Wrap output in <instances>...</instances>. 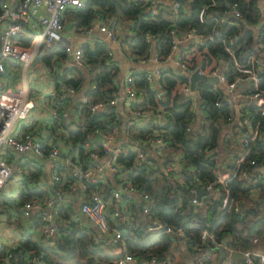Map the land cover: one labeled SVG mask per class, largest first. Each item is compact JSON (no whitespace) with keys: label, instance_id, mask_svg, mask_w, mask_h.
Wrapping results in <instances>:
<instances>
[{"label":"trees","instance_id":"16d2710c","mask_svg":"<svg viewBox=\"0 0 264 264\" xmlns=\"http://www.w3.org/2000/svg\"><path fill=\"white\" fill-rule=\"evenodd\" d=\"M234 2L240 16L229 12V7ZM157 11L151 14L145 0H86L83 7H73L65 10L72 14V24L76 29L83 25L91 24L95 19L111 21L121 29V42L125 43V53L133 60H148L157 55L164 60L171 53L172 34L171 28L177 33L184 32L194 27L198 33L205 37L203 43L195 44L191 41L183 42L180 47L181 56L187 65L197 64L205 68L218 66L228 80L242 75L234 66L224 48V42H231L237 61L246 65L251 55L262 58L259 62L258 87L264 89V23L256 30L248 27V23L256 21L260 16L259 0H184L175 12L169 1L157 0ZM207 6L205 17L201 20L199 12ZM65 12V13H66ZM226 17L225 23L218 22L220 17ZM150 33L151 40L145 35ZM212 35V38L209 37ZM260 40L262 47L256 45ZM27 46L28 41L22 42ZM83 52V64L73 62L62 63L66 56V49L61 45H44L40 59L49 68L54 91L55 101L52 107L57 117L49 118L40 129L33 130L42 136L44 148H49V142L60 143L64 154L69 155L74 163L81 167L92 164L86 145L94 146L101 151L100 141H96L93 131L99 129L111 132L115 127L121 129V122L116 118L114 106L106 110L90 114L86 106L79 101V96L86 94L93 100H107L120 90L119 73L120 66L116 58L109 54L111 49L108 43L98 39L92 45L81 43ZM147 68L131 71L132 83L139 88L143 99L134 106L151 105L167 114V123L163 128L165 150L168 160L170 153L179 150L182 181H172L171 174L162 168L163 162H159L152 155L148 160L153 164L143 163L140 166H131L135 152L124 149L118 157L127 168L128 179L150 195V211L153 216L159 218L165 224L182 226L188 234L185 243L192 252H197L195 246L200 242L201 230L206 227L213 233L217 242L228 236L226 246L239 250L251 248L254 237L264 236V190L257 197L249 195L250 188L260 182L240 180L236 177L229 178L225 187L231 197L239 203V210L227 209L221 206V197L225 189L223 184L216 183L217 192H207L201 196V204L195 207L190 201L189 186L204 187L209 181L216 178L215 169L220 166L231 167L232 161L243 155L245 148L248 153L241 163L242 167L249 170L250 174H257L264 165V129L259 136L248 139V147L236 140L232 133L236 128H241L236 120H227L228 116L235 114L233 105L224 97V91L208 80H197L198 106L201 112L190 110V96L182 90V83L188 76L174 68L163 67L160 77V85L164 93L161 98H156L155 91L147 84ZM69 86L73 89H63ZM251 83L241 88L243 92H252ZM219 104H216V102ZM66 107L73 108L68 122L62 117ZM245 108L250 113L252 122L259 120L264 123V115L260 113L253 102H246ZM80 116L76 117V114ZM124 117V116H122ZM196 118L193 127L187 130L191 118ZM154 126L148 123L142 127L129 128L130 138L143 140L146 135L154 130ZM157 127V126H156ZM45 129V132H44ZM43 132V133H42ZM60 147V146H59ZM10 150V149H8ZM13 151V150H12ZM14 152V151H13ZM66 152V153H65ZM5 154L7 161L11 157L20 158L24 163H33L31 172H24L22 188L14 199L16 206L22 207L23 202L32 197H46V188H35L27 185L26 181H34L43 173V161L39 158L14 153ZM19 155V153H17ZM7 155V156H6ZM43 159V158H42ZM192 168V171L188 168ZM65 177L53 182L49 189L55 191L66 188L75 177L72 170L64 166H58ZM111 187L100 181L89 183L88 191L95 189L107 194ZM2 204V202H1ZM73 204V205H71ZM57 210V230L53 237L55 247L43 241L33 239L29 231L23 232L12 245H0V264H111L114 260L127 254L136 258L138 263L155 255L160 260L171 257V246L174 240L163 232L156 230L148 234L138 226L129 229L121 222V242L124 251L119 255H111L106 252L103 241H97L95 227L89 224L86 218L79 214L78 206L67 198L53 203ZM22 215V211H20ZM38 212H33L32 230L39 227L41 218ZM141 224L145 227L146 220L141 218ZM29 223L30 227L32 226ZM216 252V251H215ZM207 254V253H205ZM219 255V254H218ZM200 255L195 264H221L223 256ZM40 261H34L35 257ZM7 259V262H6ZM255 261L257 257L255 256ZM237 264H243L239 258Z\"/></svg>","mask_w":264,"mask_h":264},{"label":"built area","instance_id":"2783aa9c","mask_svg":"<svg viewBox=\"0 0 264 264\" xmlns=\"http://www.w3.org/2000/svg\"><path fill=\"white\" fill-rule=\"evenodd\" d=\"M145 1L148 4L147 8L149 12L151 14L156 13L157 0ZM166 1L171 3L175 12L181 4L177 0ZM85 3L86 0H0V72L5 70L4 59L19 60L27 66L45 44L52 46L61 45L66 49V56L62 59L63 64L73 62L82 65L84 61L82 48L79 45H73L64 38L62 33V19L65 10L73 7H83ZM206 11L207 6L200 10L199 17L201 20L205 17ZM229 12L235 16H240L236 2L230 5ZM34 13L37 14V20L41 26L40 31L36 33L33 32L35 23L32 18ZM226 20V17L222 16L218 19V22L225 23ZM78 31L81 34L90 35L92 32H98L101 36H96L94 42L102 39L109 46L110 43H114L121 46L125 53L126 45L121 42V29L111 21L95 19L91 24L79 27ZM170 33L173 35L172 49L166 59L160 60L157 55L152 56L146 61L145 59H138V61L147 65L146 68L148 71L146 73V79L149 88L155 91L156 98L162 97L164 91L160 85L161 71L163 67L169 66L167 65V61L171 60L172 66L170 67L188 76V79L182 83L181 87L190 96L191 103L189 109L196 110V112L200 113L198 89L195 84V89L190 90L189 76L195 71L204 75L217 76L218 80L216 82H209L215 86H219L224 91L225 99L233 105L235 111L234 117L228 116L227 120L232 121L234 119L238 122L241 128H236L232 133L236 136V140L243 148H245L244 146L248 147V139L259 136L264 129V123H261L259 120H256L255 123L252 122L250 113L245 108L246 102H253L260 113L264 115V89L258 87L260 77L259 62L262 58L251 55L248 63L241 65L236 59L231 42H224L225 51H227L229 57L233 60L236 69L242 74L236 76L233 80H228L226 74L218 66L205 68L197 64L187 65L183 61L180 44L186 41L201 44L205 39L203 34L198 33L194 27H190L180 33H177L175 28H171ZM145 37L147 40H151L152 35L146 33ZM209 37L212 38V35H209ZM20 38H30V44L27 47L22 46L19 41ZM256 45L262 47L261 41L258 40ZM109 54L113 56L112 48L109 50ZM249 83L253 85L254 90L247 93L241 91V88ZM119 85L121 91L107 100H93L86 94L79 96V101L86 106L90 114L114 106L116 118L120 121L122 120L121 129L115 127L111 132H104L99 129L93 131L96 141H100L101 143V151L96 150L94 146L88 147L89 145H86L84 149L85 153L88 152L93 162L87 167H81L78 163H74L69 155L64 154V150L61 149L59 143L60 140L56 144H54L56 139L52 140L49 142V148L46 149L44 148L42 136L40 137L33 130L21 129L17 126L19 122L25 121L29 125L28 128H31L35 120L33 114L35 101L33 98L22 94L16 96L17 98L14 97L15 99L11 102H6L0 84V193L5 180L13 172L12 164L5 158V151L7 149L19 154L46 158L51 171V184L65 177V173L60 171L58 166L70 168L72 175L75 177V180L66 188L56 189L52 192L51 196L29 198L23 202L21 207L24 217H29L33 212L39 213L38 215L42 221L37 229L40 241L48 243L55 248L53 237L57 230L56 219L58 215L53 203L65 200L67 199V195L71 194L79 195L80 197L79 212L82 211L84 213L85 218L93 223L96 230L108 236V241L111 245L107 248L106 252L111 255H119L124 251L123 245L120 244L121 222L125 223L129 229H135L140 226L149 235L156 230L163 231L174 241L178 239L186 241L188 238V234L181 225L174 226L165 224L159 218L152 215L149 207L151 200L149 193L134 185L128 179L127 168L118 160L119 155L127 148L135 152L131 163L132 168L140 166L143 163L152 165L153 161L148 160L149 155L157 158L162 163L168 155L164 148L165 141L163 135V128L167 123V114L151 105H132L134 102H141L143 96L139 88L132 83L131 73L129 75L126 74L122 81L119 82ZM63 89L69 90L70 93L73 92V89L69 86H65ZM55 98L56 92L54 91L49 95L51 104L50 118L57 117L55 109L52 107ZM121 98L124 100L123 102H120ZM216 104H219V102L217 101ZM69 110L70 107H66L62 112V117L66 119V122H68ZM80 115V113H77L76 117ZM148 123L156 125L157 127L154 126V130L146 135L143 140L133 138V140L128 141L130 138V132L128 131L130 127L138 128ZM195 123L196 118H191L187 130L193 127ZM248 150L249 148H245L243 155L232 161L231 167L226 166L224 168L219 163L220 166L215 169V180L207 182L204 186L210 192H217L215 190V184H223L222 188L225 189V192L221 197V206L228 210H239L240 208L238 201L230 196L228 189L225 187L226 181L229 178L236 177L240 180L249 181L254 177V183L260 182V184L250 188L249 195L252 197H257L259 192L261 193L264 190V170H260L254 175L250 174L247 168L241 166ZM181 158L182 154L180 151L174 150L170 153L169 159L162 164V168L171 174L172 181H182ZM188 170L192 171V168L190 167ZM97 181L111 187L107 194H103L97 189L93 191L86 189L89 183ZM197 189L198 186L193 185L189 186L188 190L190 201L195 207L201 204V197L197 198L196 196ZM133 194L139 196V210L136 209L135 203L131 202ZM140 216L146 220L145 227L141 224ZM200 239L199 244L195 248L201 252V255L203 254L202 251L208 245V242L220 243L215 240L213 233L206 227L201 230ZM258 240L259 237H254L252 244L257 243ZM226 250L228 253L223 256L221 264H234L235 260L230 253L237 249L226 246ZM239 251L244 255L242 257L243 264H264V252H255L252 247ZM255 256L257 257V261H255ZM34 261H40L39 257H35ZM111 264L139 263L136 258L125 254L121 258L114 260ZM140 264L174 263L171 258L160 260L155 255H150L147 259L140 262Z\"/></svg>","mask_w":264,"mask_h":264},{"label":"crops","instance_id":"0c3cea01","mask_svg":"<svg viewBox=\"0 0 264 264\" xmlns=\"http://www.w3.org/2000/svg\"><path fill=\"white\" fill-rule=\"evenodd\" d=\"M65 12L62 19V33L64 38L67 41H70L73 45L81 46V43L83 42H87L92 45L96 37H93L90 34H81L80 31L74 28V25L71 24L72 19L71 21L68 20L67 13L69 12ZM37 19L38 16L36 13H34L32 18L35 23L33 30L34 33L39 32L41 28L40 23ZM95 33L97 34V37L101 36L98 32ZM25 40L28 41V46L30 44V38H20V44L24 46L22 42H25ZM110 47L113 50V57L116 58L120 66V82L122 81L123 77L126 74L129 75L131 71L147 67L145 63L141 61H135L129 55L124 53L121 46H118L114 43H110ZM43 51L44 45L27 66H25L19 60L4 59L5 70L3 72H0V84L3 89L4 100L6 102H11L15 99L14 97L20 96L22 94L27 95V97L33 98V100L35 101V108L33 109L35 120L33 125L31 126L33 130H39L40 127L43 126L44 122H46L50 118L51 104L49 101V95L54 92V84L51 72L49 68L46 67L40 59V53H43ZM167 65L172 66L171 60L167 61ZM27 124V122L21 121L17 124V126L21 129H28L29 125ZM6 152H8L7 155H11V153H14L17 156L22 155H18L16 152H13L12 150L8 149L5 151V154ZM10 159L11 160L9 162L12 164L13 174L5 180L2 191L0 193V245L14 244L18 237L26 231H29L33 234V239L40 241L39 232L35 229L32 230V227H34V225L32 224V216L24 217L23 215H21V213H19L20 211H22L21 208L16 206V201L14 202V199L17 198L18 193L22 188V178L24 177V172H31L33 170L32 165L34 164L24 163V161L19 157L16 159L14 157H11ZM39 161H43V173L39 175L36 180H27L26 183L30 187L46 188V194H51L52 190H50L48 187L49 185H52L50 182L51 171L48 166V161L46 158H39ZM72 195L74 197H72ZM67 198L71 199L72 203L74 202V205L76 204L79 208V195L77 196L71 194L67 196ZM131 202H134L136 209L139 210L137 208V204H139V196L137 194L132 195ZM29 223L32 224L31 227ZM96 232L97 241H103V243L105 244V250H107V248L111 245L108 241V236L100 233L98 230H96ZM251 247L255 252H264V236H261L258 242L252 244ZM202 252L204 255H209L213 259H215V256L218 255L217 249H211L209 253L206 252V250ZM200 253L201 252L199 251H190L186 246L185 241L182 239L174 241L171 246V259L173 258L172 260L174 264L176 262L181 264H195L197 262L198 257L201 255ZM234 264H237V261H235Z\"/></svg>","mask_w":264,"mask_h":264},{"label":"water","instance_id":"95a60500","mask_svg":"<svg viewBox=\"0 0 264 264\" xmlns=\"http://www.w3.org/2000/svg\"><path fill=\"white\" fill-rule=\"evenodd\" d=\"M179 2H183L184 0H177ZM91 36L93 37H96L97 34L95 32H92L91 33ZM197 40V39H195ZM43 47V46H42ZM189 79H190V90H194L195 89V84H196V81L199 79V80H208V81H213V82H216L218 80L217 76H209V75H204V74H201L197 71L193 72L190 76H189ZM124 100L121 98L120 99V102H123ZM69 112L72 114L74 113V109L73 108H70ZM260 170H264V165L262 168H260ZM209 193L210 191L206 190L204 187H198L197 189V192H196V196L197 198H200L201 195H203L204 193ZM69 196V195H67ZM72 197H74L72 195ZM137 208L139 209V204H137ZM79 215L82 217V218H85V215L82 211L79 212ZM89 224L92 226L93 223L91 221H89ZM227 239H228V236H225L219 244H216V243H212V242H208V245L206 246L205 250L206 252H209L211 249H217L218 251V254L220 256H224L225 254L228 253V251L226 250V242H227ZM231 256L232 258L237 261L239 258H242L244 257L243 253L239 250H235V251H232L231 253Z\"/></svg>","mask_w":264,"mask_h":264},{"label":"rangeland","instance_id":"374dc122","mask_svg":"<svg viewBox=\"0 0 264 264\" xmlns=\"http://www.w3.org/2000/svg\"><path fill=\"white\" fill-rule=\"evenodd\" d=\"M259 5H260V9H261L259 18L256 21H254V22L248 23V27L251 28V29H254V30L259 28L261 26V24L264 23V0H259ZM67 18H68L69 21H71L72 14L71 13H67ZM71 24H72V21H71ZM74 28H76V27H74ZM175 264H181V263H177L176 262Z\"/></svg>","mask_w":264,"mask_h":264}]
</instances>
